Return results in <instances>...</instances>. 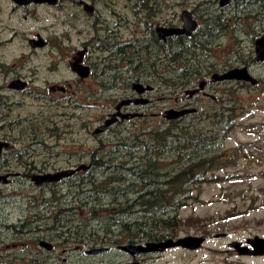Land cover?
I'll list each match as a JSON object with an SVG mask.
<instances>
[{"label":"flooded vegetation","instance_id":"1","mask_svg":"<svg viewBox=\"0 0 264 264\" xmlns=\"http://www.w3.org/2000/svg\"><path fill=\"white\" fill-rule=\"evenodd\" d=\"M16 1L18 0H0V105L6 108L8 105L4 101L3 93L7 89L20 97L27 94L31 95L32 99L39 98V93H33L29 89L31 85L38 86L39 66L32 65L30 69L26 70V73L23 71L25 47L27 54L32 56L30 60L35 61L39 53L48 51L49 54L54 55L57 49L60 53L55 60L58 62L53 61L47 65V69L51 70V73L54 72L52 68L55 63H65L64 58L74 52L75 58H69L70 62L66 63V66L69 73L72 74L69 81L77 85L79 91L81 82L88 79L97 81V84L101 85L104 68L110 72L112 70L110 65L113 66L112 72H120L119 75L115 74L113 77H115L114 82L117 89L122 94L116 101L113 113L109 114L104 121L116 112L121 115L139 114V117L128 119L116 117L110 126L122 125L131 119H144L147 116L146 112L139 111V109L146 110L152 104V100L145 98V95L152 93L154 86L167 84L172 78H174V83L183 84L184 88L177 92L172 101H170L171 98L166 97V101L172 103V106L167 107L166 110L195 109V112L190 114L196 115L205 100L214 105L222 103L219 97L212 95L216 91L215 86L232 83L250 85L243 81L218 80L217 77L230 70L245 69L253 78L251 72L254 66L264 64V56L258 60L255 53V42L264 39V0H192V3L182 0L183 5H186L184 10L172 16H167L168 7L175 8L181 5L172 0H52L51 3L34 4L29 2L25 5L17 4ZM119 4L122 6L121 10ZM40 7L48 9L55 16L56 13L64 12L66 20L80 19L82 27L78 33L83 39L80 42L79 50H73L66 46L64 41L65 43L70 41L68 32L66 31V40H62L52 30V24L48 36L40 33L38 29L40 27L38 16ZM104 13L111 18L110 26L103 24L105 22L102 18ZM185 13L188 15L193 29H190L187 34L158 36L156 31L159 29H182V17ZM8 17L15 21H28L30 18L35 22L36 31L24 40L20 24L10 22L7 25ZM38 38L42 39L44 45L30 47L29 41L38 40ZM14 43L16 44L15 53L12 49ZM24 44H26L25 47ZM9 49L11 62L5 60ZM99 53L107 54L105 59L108 66H103L104 58L100 57ZM170 54H175L177 59H171ZM71 65L74 68L84 69L85 77L77 76L71 70ZM157 69L160 72L159 82H156V74L153 77L148 72ZM124 73L126 76H123ZM13 81H21L25 86L20 90L9 89L8 85ZM45 81L50 82L49 80ZM69 81L63 80L64 86L53 83L47 86L46 90L49 94L47 100L51 103L63 100L71 101L69 93L71 83ZM134 83L144 87L149 86L151 90L137 95L131 89V85ZM257 84L256 80V84L253 86ZM194 89H197L198 92L185 94L186 91ZM165 93L167 94V90ZM55 94H58L59 97L52 98L51 96ZM134 99H144L147 100V103L143 105L130 103L120 106L115 112V107L120 101ZM213 110L223 115L229 108L224 105L223 108L218 106L216 110ZM187 115L189 114L184 116ZM0 118L5 117L1 114ZM11 125V123H7L0 126V130L3 132L0 136V143L5 145L0 149V206L3 208L14 206L17 202V195L4 194L5 190L12 189L14 185L23 190L35 188L39 192H45L61 183L63 179L69 178H62L55 183L34 185L31 181L33 176L55 172H42L35 168L33 162H27L24 159V156L30 155L28 154L29 147L39 144L31 142L20 148L19 144L23 143H18V140L13 137L12 128L14 126L11 127ZM103 127L95 129L92 134H102ZM52 137L54 138V136ZM17 146H19V150H17ZM41 146H44L42 141ZM24 182H28V186H24ZM8 215L6 219L0 218V264H56L40 261L37 258L39 249L45 253H51L55 247L63 244L56 243L54 229H46L41 233L39 228L44 223L36 221L33 216L27 217L24 221L9 222ZM46 226L53 227L48 223ZM43 233L44 237H40ZM40 242L48 243L51 246L50 249L41 247ZM80 248L75 246L74 250L78 251ZM114 249L119 251L117 246ZM83 250L87 249H81V252ZM110 251L111 248L108 247V251L104 254H108ZM61 253H65V250L62 249ZM123 254L126 257L124 262L115 264L131 262L142 264L141 260L147 256L131 258L129 255ZM67 262L63 258L60 264H68Z\"/></svg>","mask_w":264,"mask_h":264},{"label":"rangeland","instance_id":"2","mask_svg":"<svg viewBox=\"0 0 264 264\" xmlns=\"http://www.w3.org/2000/svg\"><path fill=\"white\" fill-rule=\"evenodd\" d=\"M172 1L181 5L175 8L168 7L167 16L179 14L186 6L185 4L183 5L184 2L182 0ZM188 2L192 3V0H187ZM121 8L122 6L119 4V9L121 10ZM38 16L40 33L48 36V32L51 29L50 25L52 24V30L60 36V39L66 40V31L68 32L70 41H66V43L64 41L66 46L73 50L80 49V42L83 39L78 33L82 27L80 19L66 20L64 12L56 13L55 16L44 7L39 8ZM102 18L105 20L103 24L110 26L111 18L109 15L104 13ZM10 22H18L20 24L19 27L20 30H23L24 40L28 35L36 31L35 22L30 18H28V21H15L8 17L6 20L7 25ZM25 46L26 44H24ZM15 47L16 44L14 43L12 46L14 53L16 52ZM25 48L23 71L26 73V70L30 69L32 65L36 66L37 64L39 66L38 86L34 87L31 85L29 89L31 92L39 93V96L43 97L33 100L27 94L20 97L7 89L3 94L5 95L4 101L8 107L0 105V115L3 114L5 117L0 118V126L7 122L16 124L17 119L21 120L18 125H14L12 128L13 137L18 140V143H23L19 144L20 148L22 145L33 142L25 139L29 138V135L27 130H25L27 123L24 122V118L29 117L31 126H33L34 120H38V126L41 129L52 128L54 138L52 136L48 137L47 133L44 132L42 136L40 135L44 146H31L28 150L30 155L24 156L27 162H33L35 168L42 172H58L76 168L75 166L86 165L88 156H85L83 152L95 145V137L92 133L95 129L102 127L106 117L113 113V108L122 92L117 89V86L115 89L110 90L106 87H101L102 84L105 85L107 82L114 81L113 76L108 71H105L101 85H98L97 81L88 79L83 83L81 82V90L79 91V87L69 81L72 74L69 73L66 66V63L70 62L69 58H75L74 52L64 58L65 63H55L52 68L54 72L51 73V70L47 69V65L53 63V61L58 62L55 60L60 53L57 49L54 55L49 54L48 51L39 53L35 61L33 59L30 60L32 56L27 54V49ZM9 54L10 49L5 60L11 62ZM99 56L104 58L102 61L103 66H108L109 64L105 59L107 54L99 53ZM104 69L106 70V68ZM55 74L58 75L52 77ZM251 74L258 81L256 86L236 83L219 87L215 86L216 91L212 95L219 97L222 103L214 105L212 102L205 100L200 111L198 109V114H203L205 112H213V109L216 110L218 106L223 108L226 105L228 108L231 106L235 108V128L228 138L223 141L222 148L225 153L222 154L221 158L234 156V160H229L232 163L226 166L223 171H215L213 174H209V177L213 175L218 178L229 176L230 180L221 181L219 184L208 183L202 185L198 191L193 192L199 202H188V205L178 212V217L182 219L189 216H192V218H207L204 226L210 234L207 237L205 236L206 241L195 251L168 249L162 253L147 255L141 260L142 264H264V256H238L235 251L228 248V244L233 241L244 243L246 239L254 236L264 238V224H261L264 221V64L254 66ZM123 76H126V73ZM63 80L71 83V89L69 90L72 98L71 102L53 104L47 100L49 94L46 87L52 85V83L63 85ZM180 90L177 88L174 93ZM171 92L168 88L167 94L163 90L146 94L145 98L152 100V104L146 110L139 109V111L146 112L147 116L145 119L140 121V123L134 120L131 123L125 121L122 125L110 126L107 130L109 133H106L109 136L106 141L114 140L118 134L112 133L121 129L122 126H126V129H123L119 134L121 137L131 136L133 133L141 131L140 126H146L145 130H149L152 127L159 126L161 120L166 122L162 119V112L167 107L172 106L171 102L166 101L167 98H171L170 101H172L176 96L171 94ZM51 97L56 98L59 95L55 94ZM139 111L136 110V112ZM40 113L52 119V124L50 125L41 120L39 117ZM2 134L3 132L0 130V136ZM239 147L240 152L237 150ZM16 148L19 150V146ZM237 175L241 179L235 180L234 178ZM23 185L28 186V182H24ZM17 188V185H14L12 189L4 191L5 195H17V202L14 206L5 208L0 206V218L6 219L9 214V222L24 221L27 217L33 215L32 207L35 206L33 199L41 196L40 192L35 188L25 190ZM61 191L64 192L65 187ZM44 196L47 199L48 193L45 192ZM251 200H254V202L252 203ZM41 223H44L39 228L42 233L47 229L46 224H50V222L43 221ZM188 232L189 230L187 233H180L177 238L201 236L199 232ZM216 235L223 236L215 238ZM40 237H44V233ZM60 245L55 247L51 253H45V251L39 249L37 258L40 261L56 264H60L63 258L68 261V264H115L124 262L126 259L124 254L116 251L114 247H110L111 251L108 254L98 257H86L82 255L81 249H92L88 245L81 246L78 251L74 250L75 245L73 244ZM62 249L65 250V253H61Z\"/></svg>","mask_w":264,"mask_h":264},{"label":"trees","instance_id":"3","mask_svg":"<svg viewBox=\"0 0 264 264\" xmlns=\"http://www.w3.org/2000/svg\"><path fill=\"white\" fill-rule=\"evenodd\" d=\"M170 57L177 59L175 54ZM110 68L112 76L119 75L120 72H112V65ZM105 71L108 70L103 74ZM148 72L153 77L156 74V82H159V70ZM174 82L172 78L167 84L154 86V91L169 88L171 94L177 95L176 89L184 87ZM101 87L110 90L116 85L112 81ZM70 102L63 100L53 104ZM234 111L231 106L226 113L222 111L223 115L213 111L166 122L161 120L159 126L149 130L140 126L141 131L131 136L119 135L126 129L122 126L112 133L118 136L110 141H106L110 125L103 127L102 134L93 135L95 145L83 152L88 156V163L84 165L87 169L74 172L54 188L47 189V199L45 192H40V198L33 199L35 206L31 216L38 222H50L53 227L47 229H54L56 241L79 247L159 242L177 238L188 230L207 237L210 234L204 226L207 218L182 219L178 212L188 202H199L193 192L202 185L230 180L229 176L218 178L209 174L223 171L232 163L229 160H234V156L221 159L225 153L223 141L235 128ZM39 117L52 124L53 120L43 113ZM144 119H131L127 123L134 120L140 123ZM17 120L16 124L10 123L18 125L21 120ZM24 122L29 135V138L24 137L27 141L41 145L44 132L54 136L52 128L41 129L38 120L33 121V126L29 124V117L24 118ZM237 150L240 152V147ZM234 179L241 178L237 175Z\"/></svg>","mask_w":264,"mask_h":264},{"label":"water","instance_id":"4","mask_svg":"<svg viewBox=\"0 0 264 264\" xmlns=\"http://www.w3.org/2000/svg\"><path fill=\"white\" fill-rule=\"evenodd\" d=\"M34 3V4H42V3H51L52 0H18L16 1L17 4H27V3ZM183 21V28L182 29H159L157 30L158 36H171V35H181V34H187L190 29H193L192 23L190 19L188 18V15L185 13L182 17ZM29 46H39L42 47L43 41L42 39L38 38V40H30ZM255 53L258 58V60H261L264 56V39H259L255 42ZM71 70L77 74L79 77H85L86 73L84 69L74 68L73 65H71ZM218 80H236V81H243L247 82L250 85H255L256 80L253 79L245 69H235L230 70L223 75L217 77ZM24 83L21 81H13L8 85L9 89H15L20 90L22 87H24ZM62 90V88H60ZM131 89L135 91L137 95H141L142 93L146 91H150L151 87L149 86H141L139 84H132ZM198 90L194 89L191 91H186L185 94H194L197 93ZM146 104L147 100L144 99H134V100H124L120 101L116 107L115 112L119 109L120 106L128 105V104ZM195 109H181V110H165L162 113V118L166 121L170 120H177L180 117L194 113ZM116 117H119L120 119H128V118H134L139 117V114H125L121 115L118 112L115 114L110 115L108 120L103 122V126L107 127L113 123V121L116 120ZM5 146L3 143H0V149L1 147ZM87 169V166L79 165L76 168L72 169H66L62 171H58L55 173H45V174H39L35 175L31 178V181L34 185L39 186L41 184H49V183H55L61 180L62 178L68 177L72 175L74 172L77 171H84ZM223 235H216L215 238H220ZM206 241L205 236H184V237H178L176 239L166 238L159 242H145L141 244H125L117 246V249L121 251L122 253H125L129 255L131 258H136L142 255H151L156 253H162L165 250L168 249H181V250H187V251H195L199 249L202 244ZM39 245L41 247H44L46 249H50V245L46 242H40ZM228 248L230 250L235 251V253L238 256H245V257H262L264 256V238H259L257 236H254L252 238H248L242 242H236L233 241L230 244H228ZM108 251V247H99V248H92L82 251L83 256L87 257H97L99 255H102ZM124 264H139L137 262H131V263H124Z\"/></svg>","mask_w":264,"mask_h":264}]
</instances>
